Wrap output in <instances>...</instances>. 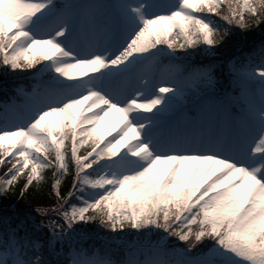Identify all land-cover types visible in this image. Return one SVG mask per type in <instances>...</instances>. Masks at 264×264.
<instances>
[{
  "label": "snow or ice",
  "instance_id": "obj_1",
  "mask_svg": "<svg viewBox=\"0 0 264 264\" xmlns=\"http://www.w3.org/2000/svg\"><path fill=\"white\" fill-rule=\"evenodd\" d=\"M224 2L0 0V72L33 80L0 103V264H264V35L188 51L264 28V0ZM48 169L55 204L7 198Z\"/></svg>",
  "mask_w": 264,
  "mask_h": 264
},
{
  "label": "trees",
  "instance_id": "obj_2",
  "mask_svg": "<svg viewBox=\"0 0 264 264\" xmlns=\"http://www.w3.org/2000/svg\"><path fill=\"white\" fill-rule=\"evenodd\" d=\"M229 0H225L223 4V9L227 10ZM217 20H219V17H216ZM221 26H224V22L221 21ZM235 29V25L232 26ZM239 31V29H235ZM249 31H251L254 34V39H251L248 43V45L242 50L237 51L236 49H231L229 52H225V50L221 49L216 56H209L206 53H204L202 50H194L189 49L188 51L192 52V56L196 63H207L210 60H216L221 61L225 56L231 57V56H242L250 51H253L258 45L259 40L262 35H264V28H259L255 25H253ZM179 55H183L182 51L178 50ZM30 75L24 74L19 76H13V75H4L3 72H0V101H5L7 98V95L10 96L13 94L14 87L19 88L22 86H27L29 81L28 80ZM6 97V98H4ZM87 146L82 147V152L85 151V148ZM11 165L9 163H3L1 164V173L4 175L6 169H8ZM46 180L44 183L40 185L33 184L30 186V188L27 190L25 195L21 198L15 193H10L7 197L9 200H12L15 202L16 205L25 207V208H36V207H46L51 206L55 204V193L53 192L51 188V180H52V170L48 169L45 170ZM71 180H72V170L63 178V181L60 185V191L62 194H66L71 188ZM24 183V177H21L19 179V183L16 185L17 189ZM54 215V214H53ZM55 218V217H54ZM97 229V230H96ZM96 230V231H95ZM103 229L97 228L96 224H91L89 228L87 229L88 234H92V238H88L84 241V244L86 246H102L103 245V239L99 232H101ZM105 232V230H103ZM95 232V234L93 233ZM100 237V238H99ZM132 238L131 236L129 237Z\"/></svg>",
  "mask_w": 264,
  "mask_h": 264
},
{
  "label": "rangeland",
  "instance_id": "obj_3",
  "mask_svg": "<svg viewBox=\"0 0 264 264\" xmlns=\"http://www.w3.org/2000/svg\"><path fill=\"white\" fill-rule=\"evenodd\" d=\"M57 1H60V0H57ZM228 6V5H227ZM162 69V68H161ZM163 70H167V67L165 68V69H163ZM162 71V70H161ZM162 75H163V77H166L167 75H168V72H162L161 73ZM157 77H159L160 78V74L158 73L157 74V76H155L154 75V77H153V80H154V82L156 83V85H157V87H160V86H162V85H160L161 83H158V81H157ZM161 79H162V77H161ZM82 148V147H81ZM79 154H81V155H83L84 154V151L82 152V149L80 150V153ZM4 171H6V170H4ZM97 228L99 229L100 227L97 225ZM97 230V229H96ZM95 230V231H96ZM104 230V229H103ZM101 231V232H99L100 234H102L103 235V233H104V231ZM105 232H106V230H105ZM94 234H95V232H93ZM92 234H88V236H89V238H92L93 236H91ZM102 237V236H101ZM100 238V237H99Z\"/></svg>",
  "mask_w": 264,
  "mask_h": 264
}]
</instances>
